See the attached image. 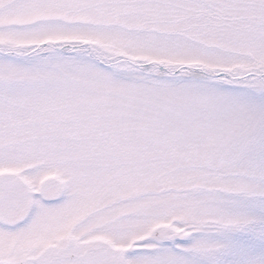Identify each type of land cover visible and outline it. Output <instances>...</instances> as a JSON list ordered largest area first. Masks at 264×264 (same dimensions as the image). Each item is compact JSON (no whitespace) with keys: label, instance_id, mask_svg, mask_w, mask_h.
Here are the masks:
<instances>
[{"label":"snow or ice","instance_id":"6c2138e0","mask_svg":"<svg viewBox=\"0 0 264 264\" xmlns=\"http://www.w3.org/2000/svg\"><path fill=\"white\" fill-rule=\"evenodd\" d=\"M0 264H264V0H0Z\"/></svg>","mask_w":264,"mask_h":264}]
</instances>
